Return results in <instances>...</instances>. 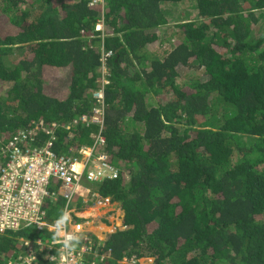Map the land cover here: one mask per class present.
I'll return each mask as SVG.
<instances>
[{
	"label": "trees",
	"instance_id": "16d2710c",
	"mask_svg": "<svg viewBox=\"0 0 264 264\" xmlns=\"http://www.w3.org/2000/svg\"><path fill=\"white\" fill-rule=\"evenodd\" d=\"M186 1L0 0V167L8 139L35 128L59 154L101 131L117 171L70 200L82 210L97 193L123 212V228L87 235L88 263L264 264V0ZM181 2L197 17L172 22L176 42L159 56L148 46ZM101 48L112 52L103 82ZM181 67L199 72L183 87ZM100 89L103 123H86ZM65 204L49 201L46 218ZM24 239L34 264H50L35 242L55 237L35 229L0 233V264Z\"/></svg>",
	"mask_w": 264,
	"mask_h": 264
},
{
	"label": "built area",
	"instance_id": "2783aa9c",
	"mask_svg": "<svg viewBox=\"0 0 264 264\" xmlns=\"http://www.w3.org/2000/svg\"><path fill=\"white\" fill-rule=\"evenodd\" d=\"M94 29L102 35L105 33L101 20L97 21ZM99 52L103 82L106 81L105 76L108 74L106 61L112 52L105 48H101ZM91 97L92 113L82 116L81 120L102 125L104 114L102 89L94 91ZM34 130L35 128H31L17 132L8 139L2 149L7 154V160L0 167V233L28 229L46 230L54 235L57 242L53 241L52 244L46 245L41 241L35 242L39 251L49 245L45 253L41 254L44 261L50 264H92L84 260L88 253H92V246L84 242H87L89 233H94L90 225L95 217L84 214V210H77L70 200L83 184L117 176L115 166L109 160L105 136L98 131L91 134L90 143L81 145L75 152L70 150L68 154H59L53 148L52 138L37 144L33 135ZM92 196L96 197L93 205L101 207L110 204L107 198H102L97 193H93ZM57 198L65 200L63 212L67 211L70 217L59 234L55 227L57 219L50 221L46 218L48 202L54 203ZM118 224L117 227L121 228V222ZM67 235L78 237V240L70 242L69 248L63 245ZM22 242L25 247L23 255L19 254L15 259L2 256L5 264L36 262L34 243L25 239ZM138 262V259L124 258L117 264Z\"/></svg>",
	"mask_w": 264,
	"mask_h": 264
},
{
	"label": "rangeland",
	"instance_id": "374dc122",
	"mask_svg": "<svg viewBox=\"0 0 264 264\" xmlns=\"http://www.w3.org/2000/svg\"><path fill=\"white\" fill-rule=\"evenodd\" d=\"M189 0H187L186 2L188 3ZM176 13L174 14V16H170L169 21H171L170 27L164 26L162 28H160L157 33H158V40L153 43L152 45L148 46L149 50L151 52H154L156 54H159V56H163L164 54H166L172 47V44L174 42H176L177 37L172 35V32H174L175 28L173 27L172 22H177V21H186V20H190V19H195L196 13L193 7H189L187 4L185 5V3H177L175 5H173ZM187 15V16H186ZM195 16V17H194ZM262 29V28H261ZM256 33H254L253 35V39H256V42H258V35L260 34V31L257 30L255 31ZM258 44V43H257ZM258 47L262 46V43L258 44ZM19 52L14 53V55H12L13 58H11L12 60L16 61L19 58ZM196 70L192 69V68H187V67H181L179 69V79H177V84L180 87L185 86V82L190 79L192 76L197 75ZM103 206V205H102ZM99 207L96 205H93L88 209V211H93V214L95 217V220H92L93 224L91 229H93L94 234L101 239L105 238V235L109 232L114 231L115 227L121 222V219L123 217V212L118 208L117 204H109V205H105L103 207ZM102 218H105L108 223H105ZM95 229V230H94Z\"/></svg>",
	"mask_w": 264,
	"mask_h": 264
},
{
	"label": "clouds",
	"instance_id": "9594fccd",
	"mask_svg": "<svg viewBox=\"0 0 264 264\" xmlns=\"http://www.w3.org/2000/svg\"><path fill=\"white\" fill-rule=\"evenodd\" d=\"M100 53V52H99ZM91 142V141H90ZM89 142V143H90ZM86 144V143H85ZM88 144V143H87ZM84 145V144H83ZM86 203H87V201H86ZM89 206H92V203L89 205ZM82 210H84V211H86L87 209L85 208V209H82ZM69 219H70V217H69V214H68V212L67 211H64V212H62V214L59 216V218L56 220V224H55V227H56V229H57V233L59 234V231H60V229L66 224V222H68L69 221ZM92 220H95V218H93ZM93 224V223H92ZM116 228H118L117 226L114 228V229H116ZM121 228H123V226L121 227ZM120 229V228H119ZM92 234H94V233H92ZM96 236V235H95ZM97 237V236H96ZM98 238V237H97ZM99 239V238H98ZM76 240H78V237L77 236H74V235H67L66 237H65V239L63 240V245H64V247L65 248H69V247H71V244H70V242H72V241H76ZM54 242H57V241H55L54 240ZM130 258H134V259H138L139 260V262L137 263V264H151L152 263V261H153V258L152 257H149V256H145V257H135V256H133V257H130ZM122 259H124V258H122ZM122 259H119V260H117V262H119V261H121ZM129 259V258H128ZM117 262H116V264H117Z\"/></svg>",
	"mask_w": 264,
	"mask_h": 264
},
{
	"label": "crops",
	"instance_id": "0c3cea01",
	"mask_svg": "<svg viewBox=\"0 0 264 264\" xmlns=\"http://www.w3.org/2000/svg\"><path fill=\"white\" fill-rule=\"evenodd\" d=\"M89 207H91V206H88V207H86V211H83V213L84 214H89L90 216H94V214H93V211H91L92 209L91 208H89ZM88 209H91L90 211H88ZM94 217H96V216H94ZM90 227L92 228L93 226L92 225H90ZM94 228V227H93ZM92 231H93V229H91ZM95 230V229H94Z\"/></svg>",
	"mask_w": 264,
	"mask_h": 264
}]
</instances>
